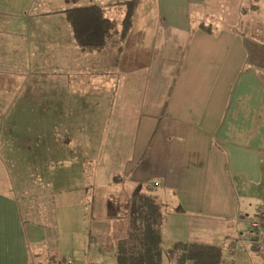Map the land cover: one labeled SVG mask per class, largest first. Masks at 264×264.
Instances as JSON below:
<instances>
[{"label":"crops","instance_id":"0c3cea01","mask_svg":"<svg viewBox=\"0 0 264 264\" xmlns=\"http://www.w3.org/2000/svg\"><path fill=\"white\" fill-rule=\"evenodd\" d=\"M123 1L40 0L46 5L42 12H22L12 10V1L0 0V118L10 112L11 103L26 100L20 83L28 82L25 77L32 67L44 73L46 63H50L52 74L64 73L68 78L66 96H60L54 86L49 99L39 96L35 100L50 102L42 107L51 108L54 118L62 116L61 112L73 117L80 114L87 94L103 98L107 97L106 91L110 96L121 93L122 80L116 78V73L121 72L122 39L128 33L124 37L113 34L101 50L84 49L76 43L64 10L97 4L109 17L111 5ZM151 1L157 20L147 66L148 98L134 125L133 158L125 168L131 186L126 187L119 179L93 186L94 212L96 216L124 218V237L129 231L131 195L150 185L162 203V244L170 245L164 231L167 216L216 221L224 224L221 238L229 230L237 240L227 244L230 255L241 248V258L253 259L251 264H264V257L253 246L249 225L257 206L264 201V0H243L247 2L238 8V14L232 11L230 26L215 30L211 25L202 27L209 24H205L201 6L208 11L206 2L212 0ZM60 2L68 6L62 8ZM136 5L134 0L133 11ZM174 47H179L181 54L168 83L165 61L170 64ZM156 53H167L169 57L156 63ZM10 74L16 77L12 83L4 78ZM74 132L86 133L81 129ZM37 133L42 134L41 130ZM1 136L0 167L21 166L20 159L11 160L8 153H3L19 145L16 139ZM20 191L16 184L0 180V264H40L36 262L40 257L36 243L30 241L29 246L28 239L32 238L23 226L17 199L27 194ZM178 205L180 209L175 210ZM52 213L55 228L50 236L54 234L55 252L49 259L53 263L70 260L74 256V236L84 229V206H55ZM121 237L112 238L114 251Z\"/></svg>","mask_w":264,"mask_h":264},{"label":"rangeland","instance_id":"374dc122","mask_svg":"<svg viewBox=\"0 0 264 264\" xmlns=\"http://www.w3.org/2000/svg\"><path fill=\"white\" fill-rule=\"evenodd\" d=\"M11 1L12 10H22V12H42L46 6H43L40 0H33L34 3L30 5H18L19 1L24 2V0H10V3ZM136 1L137 5L131 14V21L127 28L129 32H126L128 36L122 39L125 42L119 58L122 64L121 72L116 73V78L122 80L121 93L117 91L116 96L114 94L110 96V93L106 91L107 97L103 98L95 96V93L87 94L82 101L80 114L76 113L73 117L64 115L66 112H61L62 116L54 118L51 115L53 111L51 108L42 107L48 106L50 102L44 101L43 104L35 100L39 96L49 99L54 94V86L58 88L57 92L60 96H66L68 78L64 73L52 74L51 69L48 68L50 63H46L44 73L40 74L39 69L32 67L31 74L25 77L28 78L29 83L21 82V87L18 85L20 90L23 87L26 100L11 103L10 112L0 118V125L3 126V128L0 127L1 138H14L19 144L9 150H3V153H8V158L11 160L20 159L22 163L21 166L0 167V180L4 178L5 183L16 184L21 188L20 193L27 194L24 198L17 200L24 219L23 226L27 235L32 238L28 239L29 246L31 247L30 241L36 243L35 247L38 248L40 255L36 262L40 264L53 263L49 257L55 252L54 234L50 236L55 228L52 213L54 207L73 203H81L86 214L82 233L74 236V256L69 261L73 264H84L89 261L98 262V264H116L114 249L111 245L112 238L121 237L124 234L122 230L124 218L96 216L93 206L89 203L88 195L94 193L93 186L114 181V178L119 179L128 188L131 186V180L126 176L125 168L133 158L134 125L144 99L148 98L145 92L149 80L147 66L151 56L153 28L157 20L156 8L151 0ZM246 2L243 0L206 2L209 4L208 11L204 5L201 6L205 24L211 25L214 30L230 26L231 18H233L232 11L238 14V8H243ZM60 6L64 8L68 6V3L60 2ZM41 8L42 10L39 11ZM125 10V3L122 2L111 5L107 13L110 18L116 20L114 33L116 37H120L118 33L124 29ZM256 18L257 16L254 17V22L257 21ZM173 49L170 64L165 61L169 70L168 83H171L175 75L181 54L179 47ZM111 50L114 51L113 45ZM166 55L167 53L165 55L156 53V63L160 62L161 58L165 59ZM33 58H35L34 55ZM10 77L15 76L10 74ZM10 77L4 78L10 83L14 82L16 77L13 81ZM80 77L83 78L82 75ZM67 96L71 97L69 94ZM58 103L64 106L67 104V102ZM8 114L14 116L7 117ZM79 129L86 133L74 132ZM40 130L42 134L37 133ZM66 131L70 132L66 133ZM25 138H27L26 141ZM30 194L37 197H29ZM166 204L163 207L164 212L167 211ZM189 220V218L167 216L164 231L170 245L162 244L165 248L172 246L175 239L203 241L222 247L223 264L253 263L251 258L240 257L241 248H238L236 254H229L228 242L232 239L233 242L237 240H234V234L229 230H227V236L221 238L220 232L223 231L224 224L208 220L204 222L196 219ZM208 222L211 224L207 225ZM253 254L256 255L254 251Z\"/></svg>","mask_w":264,"mask_h":264},{"label":"trees","instance_id":"16d2710c","mask_svg":"<svg viewBox=\"0 0 264 264\" xmlns=\"http://www.w3.org/2000/svg\"><path fill=\"white\" fill-rule=\"evenodd\" d=\"M126 6L121 37L126 34L131 21L134 0L123 1ZM106 9L97 4L70 7L64 10L76 43L87 50H101L116 32V21L106 15ZM209 28L208 25H202ZM117 180L114 178V181ZM94 204V193L89 195ZM180 209L178 205L175 210ZM164 214L158 195L150 185L131 195L129 231L115 244L116 264H223L222 247L197 241H176L172 246H162ZM166 261L164 262V260ZM56 260L54 263L59 262Z\"/></svg>","mask_w":264,"mask_h":264},{"label":"built area","instance_id":"2783aa9c","mask_svg":"<svg viewBox=\"0 0 264 264\" xmlns=\"http://www.w3.org/2000/svg\"><path fill=\"white\" fill-rule=\"evenodd\" d=\"M249 225L253 232V246L255 250L264 257V201H262L256 208L254 215L249 219ZM237 243L234 247L236 248ZM234 248L233 251L236 249ZM50 264H73L69 260H62ZM84 264H98L97 262L89 261Z\"/></svg>","mask_w":264,"mask_h":264}]
</instances>
